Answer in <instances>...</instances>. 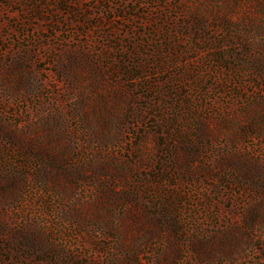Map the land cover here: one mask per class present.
<instances>
[{
	"label": "rangeland",
	"instance_id": "rangeland-1",
	"mask_svg": "<svg viewBox=\"0 0 264 264\" xmlns=\"http://www.w3.org/2000/svg\"><path fill=\"white\" fill-rule=\"evenodd\" d=\"M0 264H264V0H0Z\"/></svg>",
	"mask_w": 264,
	"mask_h": 264
}]
</instances>
